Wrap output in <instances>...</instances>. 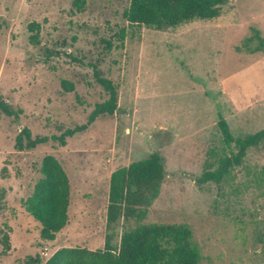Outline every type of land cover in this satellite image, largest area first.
Segmentation results:
<instances>
[{"label": "rangeland", "instance_id": "rangeland-1", "mask_svg": "<svg viewBox=\"0 0 264 264\" xmlns=\"http://www.w3.org/2000/svg\"><path fill=\"white\" fill-rule=\"evenodd\" d=\"M74 1L0 0V96L18 112L0 110V264L46 261L63 247L103 249L109 234L119 246L123 230L140 223L188 224L200 264H264V140L222 183L198 182L238 150L225 143L219 114L235 137L264 127V81L254 101L237 78L231 93L222 83L262 54L237 48L254 22L264 33L258 21L264 0H230L216 18L168 30L130 23L124 15L130 0H86L82 11ZM94 64L117 85L115 113L64 145L51 139L27 148L24 129L32 138L61 135L109 98ZM259 69L264 78L263 63ZM153 152L166 165L159 196L145 218L110 225L111 174ZM48 154L71 184L69 223L54 240L41 237V223L24 206Z\"/></svg>", "mask_w": 264, "mask_h": 264}, {"label": "trees", "instance_id": "trees-1", "mask_svg": "<svg viewBox=\"0 0 264 264\" xmlns=\"http://www.w3.org/2000/svg\"><path fill=\"white\" fill-rule=\"evenodd\" d=\"M229 1L130 0L124 15L132 24L168 30L193 20L216 18L221 15L222 7ZM85 3L86 0L74 1L79 11L84 9ZM35 26L37 25H30L32 29ZM252 30L253 34L237 49L264 52V36L259 29L252 27ZM125 34V30H122V41ZM94 74L108 92L109 98L96 104L86 123L68 128L61 135L32 138L31 132L24 129L22 132L27 137V148H35L51 139L64 145L66 137L85 131L102 115L115 113L119 97L117 85L101 75L97 64H94ZM63 85L67 90L74 87L67 81H64ZM0 110L6 115L18 116V112L1 96ZM218 127L225 143H235L238 150L221 158L215 170L207 168L198 179L200 184L210 181L222 183L233 167L243 163L247 150L264 140V127L245 137H235L222 114H219ZM22 146L19 144L18 147ZM41 173L42 177L35 184L33 193L27 198L24 206L41 223V237L54 240L56 234L69 223L71 184L63 165L52 154L43 158ZM165 175L166 165L163 156L158 152L113 171L110 179L108 223L115 225L120 221L145 218L148 207L159 196ZM109 235L103 249L63 247L46 261L35 258L27 264H200L202 259L200 248L193 239V231L185 223H140L134 228L123 230L119 246L112 245L111 234ZM4 241L9 247L6 236Z\"/></svg>", "mask_w": 264, "mask_h": 264}, {"label": "crops", "instance_id": "crops-1", "mask_svg": "<svg viewBox=\"0 0 264 264\" xmlns=\"http://www.w3.org/2000/svg\"><path fill=\"white\" fill-rule=\"evenodd\" d=\"M256 15L257 14H254L253 15V18L254 19L256 18ZM258 17H259L258 18L259 19L258 20L259 21V24H261V22L264 21L263 20V18H264V11ZM240 25L243 26V24H240ZM262 25L261 26L263 28L264 27V24H262ZM252 27H255V28L259 29L261 31L262 36H264L263 29L257 27L255 25V22H254V25L251 26V28ZM246 51L248 53H251V54L252 53L254 54V53L259 52V51H248V50H246ZM261 53H262L261 55H257L255 57H253L239 71H236V72H233V73H229L228 76L223 79V82H222L223 83V92L231 93L230 92V90H231L230 85L233 84V82H232V81H234L233 79L234 78H237L238 79L237 80V83L241 81L242 84L244 85V88L246 89L245 90L246 91V94L249 95V100L250 101L258 100V99H256V96H257V93L256 92H257V90H259L260 84H261L262 80L264 81V78L258 77L259 76V71H260L259 67H260V65L262 63L264 64V52L261 51ZM237 88L239 89L240 87H237ZM238 89H237V91H238ZM249 102H247V103H249Z\"/></svg>", "mask_w": 264, "mask_h": 264}]
</instances>
